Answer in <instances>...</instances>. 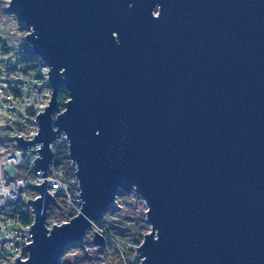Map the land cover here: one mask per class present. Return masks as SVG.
Here are the masks:
<instances>
[{
	"label": "water",
	"instance_id": "95a60500",
	"mask_svg": "<svg viewBox=\"0 0 264 264\" xmlns=\"http://www.w3.org/2000/svg\"><path fill=\"white\" fill-rule=\"evenodd\" d=\"M8 9L32 31L52 87L35 141L13 138L41 146L33 169L45 176L27 202L33 242L15 264H60L75 243L85 251L94 224L133 190L151 226L133 264H264V0H9ZM61 132L83 207L51 228L46 176Z\"/></svg>",
	"mask_w": 264,
	"mask_h": 264
},
{
	"label": "built area",
	"instance_id": "2783aa9c",
	"mask_svg": "<svg viewBox=\"0 0 264 264\" xmlns=\"http://www.w3.org/2000/svg\"><path fill=\"white\" fill-rule=\"evenodd\" d=\"M27 32L29 35L32 31L27 28ZM27 44L28 47L19 42L10 46L1 43L0 46V95L3 97L0 99V121L5 115L8 116L7 128L0 135V261L6 264H15L20 256L26 259L27 250L23 248L33 242L32 233L29 235L31 226L18 227L17 222L7 218L6 214L29 187L38 194L36 187L45 182L44 172L33 169L36 165L34 161L40 158V153L33 151L40 150L41 146L24 149L13 139L22 137L25 141H35L40 130L37 116L45 112L52 98L51 85L44 88L34 85L36 80L42 81L41 67L45 76L43 80L48 81L49 67ZM34 56L40 69L27 70L24 61ZM36 76H40V79H36ZM57 116H54L55 120ZM60 141L69 144L64 132L59 134L58 141L51 145V149L54 150ZM52 161L46 176L49 192L56 198L63 197L67 209L77 216L83 201L80 199L82 193L76 166L74 172L68 174L63 165H57L54 159ZM28 175L31 178L27 180Z\"/></svg>",
	"mask_w": 264,
	"mask_h": 264
},
{
	"label": "rangeland",
	"instance_id": "374dc122",
	"mask_svg": "<svg viewBox=\"0 0 264 264\" xmlns=\"http://www.w3.org/2000/svg\"><path fill=\"white\" fill-rule=\"evenodd\" d=\"M8 6L9 0H0V46L1 43L9 46L17 42L21 44L28 43L26 41L28 32L25 30L27 27L9 12ZM41 74L45 79L42 68ZM34 85L44 88L50 84L48 81L45 82V80H36ZM2 98L0 95L1 100ZM7 121L8 116L5 115L0 121V135L5 132ZM23 174L25 175V173ZM30 178L29 175L28 177L26 176L27 180ZM23 195L25 202L39 196L30 187ZM61 205L63 208L55 209L52 218L50 216L48 218L51 228L52 225H62L70 221L62 216L63 213L70 211L63 201ZM147 210L146 202L136 191L133 190L128 195L121 192L116 203L106 212L104 220L96 222L93 229L85 236L84 248L86 250L84 251L78 243L71 245L60 264H133L137 255L136 248L141 246L145 236L151 232V226L147 222ZM96 236L104 239V247L95 243ZM0 264L6 263L0 261Z\"/></svg>",
	"mask_w": 264,
	"mask_h": 264
},
{
	"label": "trees",
	"instance_id": "16d2710c",
	"mask_svg": "<svg viewBox=\"0 0 264 264\" xmlns=\"http://www.w3.org/2000/svg\"><path fill=\"white\" fill-rule=\"evenodd\" d=\"M25 30L27 31V28H25ZM25 47H28V44H25ZM36 56H34V58H30L26 61H24V64H26V68H28L27 70H35V69H40L38 68V66L36 65ZM42 68V67H41ZM36 79H40V76H36ZM44 78L42 77V80ZM58 102H59V106H61L62 110L66 109V103L69 101L70 95H68L67 90L65 89L64 86L60 85L58 88ZM68 142L67 141H60L56 147H55V157H54V161L57 165H63L66 169V171H68V174H72L74 172L75 169V165L72 163L71 160H69V150H68ZM64 202L63 197L59 196L56 198V201L52 204L51 208L49 209V213L48 216H50L52 218V214L53 211L55 209H62V205L61 202ZM65 212V211H63ZM63 217H66L68 220L73 219L76 215H74V213L72 214V212H65L62 214ZM7 218L13 219L17 222V226L18 227H27V226H31L34 222V216H33V212L30 208V206H27V202L24 201V197H22L18 202L12 204L6 214ZM99 224V223H98ZM51 224L48 223V227H50ZM71 247L68 246L67 250H69ZM25 258V257H23Z\"/></svg>",
	"mask_w": 264,
	"mask_h": 264
},
{
	"label": "clouds",
	"instance_id": "9594fccd",
	"mask_svg": "<svg viewBox=\"0 0 264 264\" xmlns=\"http://www.w3.org/2000/svg\"><path fill=\"white\" fill-rule=\"evenodd\" d=\"M156 9H161V7L159 5H157Z\"/></svg>",
	"mask_w": 264,
	"mask_h": 264
}]
</instances>
